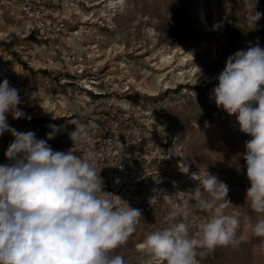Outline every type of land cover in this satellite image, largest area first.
<instances>
[{"label":"rangeland","instance_id":"obj_1","mask_svg":"<svg viewBox=\"0 0 264 264\" xmlns=\"http://www.w3.org/2000/svg\"><path fill=\"white\" fill-rule=\"evenodd\" d=\"M99 1L104 0L57 1L56 12L72 32L60 51L44 46L34 33L26 38L15 36L12 41L0 39V82L7 79L11 86L19 89L22 102L18 107L30 117L13 119L9 114L7 121L17 131L35 132L39 139L46 138V133L51 131L49 125H57L61 131L48 143L54 150L67 151L73 147L68 133L75 130V125L68 121L78 120L85 130L90 126L89 119L97 114V104L120 103L147 110L157 127L163 120L167 128L160 129L150 144L146 178L139 184H131L114 201L117 206L122 205L121 200L126 201L142 211L136 232L114 252L122 253L126 264H159L141 247L143 239L148 232L163 225L169 210L167 200L179 203L196 187L190 176L179 172L180 157L171 161L164 159L169 145L179 137L190 172L198 171L203 168L198 162L199 156L204 158L203 153L206 159L214 160V154L219 156L221 146L215 139L214 126L220 127L219 133L223 136H230L231 123L237 121L236 114H227L210 99L218 81L200 83L188 73L186 79L179 81L174 76L177 70L174 72V66H167L162 55L183 47L182 50L195 57L193 63L202 65L209 75L222 71L230 55L246 50L249 41L243 36L245 33H261L262 30L264 33V17L257 22L256 30L249 29L246 19L254 10L264 13V0H127L124 7L113 12L109 10L110 0L94 5ZM214 6L221 8V16L217 17ZM198 7L206 10L212 31L200 28L194 13ZM78 11L81 13L76 14ZM86 15L89 20L83 18ZM0 31L12 34L29 31L27 24L8 10L2 0ZM16 47L31 51L35 62L28 61ZM78 59H83L82 67L76 66ZM79 68L85 70L82 76L77 73ZM158 75L166 76L176 88L168 90L158 84ZM144 79L158 95H151L146 84H139ZM92 81L97 84L92 88L104 91V95L95 96L85 90ZM84 97L91 102L83 105ZM47 101L56 106L57 111L37 114L38 105ZM12 140L7 132L0 137V164L7 162L4 153ZM226 141L229 138H223L221 144ZM74 150L77 155L82 154L79 145ZM104 190L107 191L105 186ZM232 197L228 195L230 200ZM204 219L206 213L194 208L192 234L198 231V224ZM248 247L242 243L236 249L201 250L204 254L198 259L200 264H249Z\"/></svg>","mask_w":264,"mask_h":264},{"label":"clouds","instance_id":"obj_2","mask_svg":"<svg viewBox=\"0 0 264 264\" xmlns=\"http://www.w3.org/2000/svg\"><path fill=\"white\" fill-rule=\"evenodd\" d=\"M262 17L264 13L252 11L246 18L249 29L256 30ZM215 79L210 99L227 114H236L240 132L250 137L243 153L249 212L232 204L227 183L207 167L190 172L183 142L174 138L164 159L180 157L179 172L196 187L179 203L167 200L163 225L143 239L141 247L159 264H200L204 251L236 249L246 239L242 227L264 240V48L256 43L236 51ZM21 102L19 89L7 79L0 82V137L6 132L13 137L4 153L7 162L0 164V264H126L114 250L136 232L142 211L121 199L117 206L109 198L97 154L78 120L68 121L75 130L68 133L73 147L67 151L48 143L61 131L57 125H49L45 139L11 127L9 114L30 119L18 107ZM85 143L89 147L77 155L74 149ZM194 208L206 219L192 234Z\"/></svg>","mask_w":264,"mask_h":264},{"label":"built area","instance_id":"obj_3","mask_svg":"<svg viewBox=\"0 0 264 264\" xmlns=\"http://www.w3.org/2000/svg\"><path fill=\"white\" fill-rule=\"evenodd\" d=\"M57 1L2 0V4L27 24L29 34L34 33L44 46L60 51V47L64 41L70 39L72 32L56 12ZM82 62L83 59H78L76 66L82 67ZM84 71L79 68L77 73L82 76ZM96 85L92 81L85 90L95 96L104 95V91L92 88ZM97 107L96 116L89 119L90 126L84 132L97 154L96 167L97 170L102 169L100 175L104 179L107 192L111 193L109 198L115 201L120 192L146 178L150 144L154 142L158 131L166 129L167 125L161 120L157 127L151 112L144 109H135L120 103L103 106L97 104ZM88 147L87 143L79 145L81 153ZM174 157L178 156L172 158ZM172 158L166 160L171 161Z\"/></svg>","mask_w":264,"mask_h":264},{"label":"crops","instance_id":"obj_4","mask_svg":"<svg viewBox=\"0 0 264 264\" xmlns=\"http://www.w3.org/2000/svg\"><path fill=\"white\" fill-rule=\"evenodd\" d=\"M220 14L222 15V11ZM263 34V30L261 33L258 31L245 33L243 36H245V38L249 41V44H246V46L248 47L250 44L254 46L256 43H259V45L264 48ZM212 75H214V73ZM231 126L233 130L231 129L230 136H223L219 133V130H221L220 127L214 126V131L217 132L215 139H218V143L221 146L219 149V156L214 154V160L212 158L206 159L203 153L202 155L204 158L201 159L199 156L198 162L200 167L202 165L203 168L207 167L209 172L218 175L222 181L227 183L229 187V195L233 196L231 198L232 204L234 206L241 207L239 209L241 212L248 213L249 210L244 205L246 189L250 185L245 174L246 162L243 159V153L245 152L244 142L250 139V137L240 132L237 121H235V123H231ZM223 138H229V141H226L224 145L221 144ZM237 169L240 170L238 171ZM229 211H231V209ZM241 233L246 237L243 243L249 245L247 257V259L251 261L249 264H264V240L253 236L250 230L246 227L241 228Z\"/></svg>","mask_w":264,"mask_h":264},{"label":"bare ground","instance_id":"obj_5","mask_svg":"<svg viewBox=\"0 0 264 264\" xmlns=\"http://www.w3.org/2000/svg\"><path fill=\"white\" fill-rule=\"evenodd\" d=\"M84 1V0H83ZM107 0H104V1H99V3L97 2V3H95L94 5H99V4H101V3H103V2H106ZM126 1L127 0H110V8H109V10H114V9H118V7H124V5H125V3H126ZM68 6V5H67ZM216 6H218V5H216ZM216 6H214L215 7V10H216V13H217V17H219L221 14H220V12H221V10H220V8H218V7H216ZM113 12V11H112ZM81 12L80 11H78V13H76V14H80ZM195 15H196V19H197V22H198V24H199V26H200V28L202 29V30H204L205 32H210V31H212L213 29V26L208 22V18H207V13H206V10H204L202 7H198L196 10H195ZM104 16H111L110 14H105ZM83 18L85 19V20H89L90 19V17H87V15L86 16H83ZM220 23H221V21H219ZM222 24V23H221ZM216 26H217V24H216ZM15 30V29H14ZM28 32H24V33H22L21 31H20V33L19 32H17V33H11V32H9V33H7V32H2V31H0V39L2 38L3 40H5V41H12V39L15 37V36H19V35H21L22 36V38H26V37H28ZM14 40V39H13ZM17 48V47H16ZM178 48V47H177ZM183 48V47H182ZM182 48L181 49H177L176 51H174V52H172L173 53V55H172V53L170 52V54H163L162 55V58H163V61L165 62V64H167V66H174V68H173V70H174V72L176 71V73H174V76H175V78H178V80L179 81H182L183 79H186L187 77H185L186 76V74L188 73L189 74V76H193V77H196V79L198 78V80L197 81H199L200 83H208V84H214V83H216L217 82V80L215 79V77L221 72H218V73H214V75H212V76H210L208 73H206L205 71H204V68H203V66L202 65H200V64H195V63H193V61H195V57L192 55V54H190V53H187V51L185 50H182ZM18 50H20V52H21V54H24V55H26V59L28 60V61H30L31 63H34L35 61L34 60H36L34 57H32V55H31V51H29V50H26V48L25 47H18L17 48ZM166 49V48H165ZM166 50H168V48L166 49ZM175 53V54H174ZM176 56H178V58H177V61H175V57ZM215 59V58H214ZM196 62V61H195ZM37 63H39V62H36V64ZM39 65L40 66H42V64H40L39 63ZM46 66V65H45ZM125 66V65H124ZM175 66L177 67H179V69H175ZM192 66V67H191ZM191 67V68H190ZM198 67L201 69V72L199 73V69H198ZM131 81L133 82V83H137L135 80H133V79H131ZM156 81H157V83L158 84H161L163 87H165V88H167L168 90L170 89V88H176L175 86H173L172 85V83H171V81H169L168 80V78L166 77V76H163V75H158L157 76V78H156ZM149 83L150 82H148L147 81V79H144L143 81H141L139 84H146L145 86H146V89L149 91V92H151V95L152 94H155L156 93V91L154 90V89H152L153 87H151V85H149ZM181 83V82H180ZM93 84V83H92ZM206 85V84H205ZM85 88H88V87H85ZM91 90H92V88H91ZM97 90V89H96ZM157 94V93H156ZM158 95V94H157ZM83 100V99H82ZM84 100H85V102H83L82 104L83 105H85L87 102H91V100L89 99V98H86V97H84ZM51 102H49V101H47L46 103H42V104H40V105H38V109H37V114L38 113H41L42 115H44V114H48V113H50V112H55V111H57V107L56 106H54V105H52V104H50Z\"/></svg>","mask_w":264,"mask_h":264}]
</instances>
